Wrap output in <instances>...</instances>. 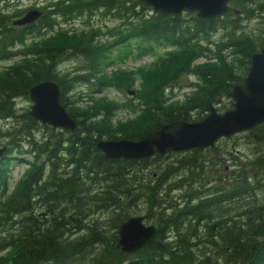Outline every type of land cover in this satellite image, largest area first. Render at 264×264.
Wrapping results in <instances>:
<instances>
[{"label":"trees","instance_id":"obj_1","mask_svg":"<svg viewBox=\"0 0 264 264\" xmlns=\"http://www.w3.org/2000/svg\"><path fill=\"white\" fill-rule=\"evenodd\" d=\"M228 5L239 10V16L229 12L201 21L194 13L160 16L144 10L138 0H53L48 7L36 8L42 14L35 23L16 27L13 22L25 10L18 1L0 0V62L13 61L0 72V118L12 120L10 131L2 133L7 144L0 156V264H264V148L252 131L241 133L260 148L247 163L250 170L236 163L230 175L216 177L203 171L205 160L199 159L202 151L197 149L183 154L177 167L161 169L158 163L172 154L112 161L96 146L102 138L138 141L166 124L199 122L217 98L228 97L241 82L234 62L240 70L245 64L248 72L252 55L264 48V0H230ZM98 12L120 21L108 33L115 40L95 45L97 32L81 34L71 49L84 60L86 74L57 72L55 65L67 46L57 44L66 36L63 28ZM253 20L263 26L256 34V29L242 26ZM218 28L224 36L214 43ZM124 40L135 41L140 52L153 51V45L170 51L146 73L100 78L105 51ZM199 59L204 62L198 64ZM183 75L196 82L184 103H168L165 91ZM93 79L99 87L118 89H130L139 81L138 92L128 91L135 92L138 111L120 125L129 130L140 124L139 132L111 135L108 122L118 108L113 102L80 112L70 106L67 95ZM44 81L60 88V103L76 123L74 132L41 125L12 107V98L28 96L32 86ZM194 114L197 119H192ZM257 133L264 135V124ZM20 162L26 167L13 181L12 170ZM221 162L217 157L215 164ZM178 169L189 175L176 179ZM173 179L177 181L170 187L182 190L179 201L165 192ZM139 212L154 219L157 233L140 250L124 253L117 247V231Z\"/></svg>","mask_w":264,"mask_h":264},{"label":"water","instance_id":"obj_2","mask_svg":"<svg viewBox=\"0 0 264 264\" xmlns=\"http://www.w3.org/2000/svg\"><path fill=\"white\" fill-rule=\"evenodd\" d=\"M100 2L103 0H91ZM142 8L160 16L177 17L195 13L201 21L221 18L227 13L239 16L240 11L228 6L229 0H138ZM37 9L27 11L13 22L16 27L35 23L41 16ZM32 103L29 116L41 125L54 130L74 132L76 123L60 103V88L52 81H44L28 90ZM134 95V92H129ZM228 97L232 110L219 114L211 107L209 114L199 122H173L138 141L128 139L98 140L97 148L108 160L134 161L184 153L194 149L213 147L220 139L250 131L264 124V48L252 55L246 77L232 86ZM5 149H0V156ZM145 218L134 216L122 223L117 231V247L124 253H134L148 244L156 235L154 225L146 226Z\"/></svg>","mask_w":264,"mask_h":264},{"label":"rangeland","instance_id":"obj_3","mask_svg":"<svg viewBox=\"0 0 264 264\" xmlns=\"http://www.w3.org/2000/svg\"><path fill=\"white\" fill-rule=\"evenodd\" d=\"M10 1L20 2L21 4L20 8L22 10H25L26 13L27 11L32 9H36V8L41 9L48 7L53 0H10ZM43 11L47 12V10H43ZM185 18L186 20H189L190 17L187 16ZM259 23L260 20H253L252 22L249 23L243 22L242 26L245 27L247 30L256 29V31L254 32L256 34L258 30H262L261 27L263 28V26L260 25ZM119 25H120V21L112 18L111 16L103 17L101 15V12H98L89 19L83 17L72 22L71 25L64 27L63 30L66 31V36L62 35L63 37L60 38L57 44L67 45V46H64L63 48L65 50V53L63 55L64 57L61 58L60 61L55 65V69H57V72H60L61 69L63 71L70 70V72L73 73L74 75L76 74L81 75L83 73L86 74V72H83V68L85 66L84 60L74 55L71 49V45H74L77 42L78 38L82 37L83 35H88L90 34V32H97V36L94 38L95 45H97L98 43H104L105 41L111 43L115 39L108 38V33L109 31H112L113 29L117 28ZM121 32H125V30H123L122 28ZM214 34L211 41L214 43H218L222 40L224 36V31L221 28H218L217 32ZM27 42L30 44L32 41L28 40ZM123 43L121 45H118L116 47L110 48L109 50L105 51V53L107 54V59H106L107 62L104 64V66L101 69L100 78H105L107 80H110V77L117 72H128L134 75L135 74L140 75L139 73H146L150 70L149 68H151L153 64L155 65L154 61L156 59L165 58L163 55L169 53L170 51L169 48H165L162 46L158 47L153 45L154 46L153 51L140 52L136 48L135 41L124 40ZM226 58L228 59V62L232 61V58L228 52L226 53ZM196 62L198 64H202L204 61L203 59H199ZM12 63L13 61L0 62V72H3L2 70L8 67L9 65H11ZM234 65H235L234 72L239 77H241L240 79L241 81L244 77H246V73H244L246 66L245 64H243L240 70L238 61L237 62L235 61ZM177 80L178 82L176 86L165 91V95L168 98L167 99L168 103H172L174 101L184 103L183 102L184 98L191 91L189 89L190 86L192 87V85L196 82L193 76L187 77L185 75L181 76ZM138 84L139 81L136 84H134L133 87L130 89H126V88L118 89V87L115 88L112 86L99 87L97 85L96 80L93 79L88 84L78 85L74 87L73 91L70 92L67 96L70 97L69 100V102H71L70 106L73 107V109H76L77 112H80L83 108L86 109L89 107L96 109L98 106H102L107 102L115 103L118 108L114 116L108 122L110 123L108 126V130L111 132L112 136L120 138L121 136L126 135L127 134L126 132H130V133L139 132L138 127L140 124L132 125L129 130L127 128H122V127L120 128V125L122 126L129 122L128 120L129 118L133 117L132 113L134 111H138L137 100L133 99V97H135V92L134 95H130L128 92L129 90H133V91L136 90L138 92L140 90ZM27 95L28 96L26 97L17 95L11 99L10 101L11 105L12 107H14L16 111L20 110V113L23 114L29 113L32 103L29 100V94ZM103 97L106 98V100H102ZM92 99H98L100 101L94 103L92 102ZM122 105L124 108L122 107ZM212 105H213L212 107L215 108L219 114H223L226 111L232 110V99L226 96H222L220 98H217L215 103H213ZM206 115L207 113L200 114L199 118L205 117ZM196 117L197 115L194 114L192 119H197ZM11 126H12V120H7L6 118L5 119L0 118V149L1 148L6 149L5 147H3L4 146L3 144H7V143L5 142L6 139L2 138V133H6L10 131ZM118 127L120 128V130H118ZM255 130H256L255 128L250 130L252 131L254 138L262 140L264 142V137L262 135L256 134ZM36 137L38 138L39 134H37ZM121 139L123 138H120L118 140ZM102 140H106V139L102 138ZM259 146L261 149L264 148V143H261ZM260 148L259 149L255 148V145L251 144L250 142L247 143L245 135L240 134L237 137L226 138L224 140L218 141L212 149H207L206 151H202L199 159L202 161L205 160L204 165H205L206 174L210 173L216 177L220 174L223 175L224 171L227 169L226 172H228V175H230L232 172L236 170V168L234 167L236 163L241 166L246 165L244 166L245 170L246 169L250 170L247 163L256 157L258 153L255 150L260 151ZM183 154L185 156L188 154V152L174 153L170 156V158L159 162L158 163L159 166H157L156 168L163 169L164 167L167 166L177 167ZM19 157L22 160L24 156H19ZM217 157H220V160L224 159L219 166L215 164ZM25 167H26L25 164H23V162H20V165H16L13 168L12 170L13 181H16L20 178ZM174 170L175 169H173V171ZM157 174H160V172ZM259 174H262V172L260 171ZM174 175L175 174H173V176ZM178 175L180 176L178 177L174 176V177L176 179H181L183 177H187L189 175V172L187 170L181 171L178 169ZM153 178H155V176ZM176 179L170 180L169 182L170 184L165 188V192L166 193L169 192L171 195L170 197L173 196L175 197L176 201H179L180 200L179 196L181 195L180 193L182 190L177 189L176 186L170 187L171 183L177 181ZM141 206H143V203H141ZM139 215L146 219L144 221V224L146 226H150L153 224L152 222L154 220L153 218L152 219L146 218V215L142 214V212H139ZM2 254H0V256Z\"/></svg>","mask_w":264,"mask_h":264},{"label":"flooded vegetation","instance_id":"obj_4","mask_svg":"<svg viewBox=\"0 0 264 264\" xmlns=\"http://www.w3.org/2000/svg\"><path fill=\"white\" fill-rule=\"evenodd\" d=\"M263 125V124H262ZM257 128H258V126L255 128L256 130H255V133L256 134H258L257 133ZM259 135V134H258ZM236 136V135H235ZM235 136H232V137H230V138H233V137H235ZM263 137H264V135H262ZM253 139H254V141L256 142V143H258V144H261V143H263V141L262 140H259V139H256V138H254L253 137ZM220 140H224V139H220ZM219 140V141H220ZM215 146V145H214ZM213 146V147H214ZM213 147H210V148H207V149H211V148H213ZM207 149H204V150H199V151H206ZM194 150H196V149H194ZM198 150V149H197ZM191 151H193V150H191ZM187 152H189V151H187ZM184 153H186V152H184ZM174 154V153H173ZM224 160V159H223ZM244 166H246V165H244ZM227 170V169H226ZM226 170L224 171V173H228V172H226ZM203 171L205 172V168L203 169ZM206 173V172H205ZM262 175V174H261ZM263 180V183H264V179H262ZM214 181V183L217 181V179H215V180H213ZM211 184H213V183H211ZM211 184H209V185H211ZM209 185H207V186H209ZM209 187H207L206 189H208ZM215 188V187H214ZM214 188H213V186L212 187H210L209 189V191H211V190H214ZM206 191V190H205Z\"/></svg>","mask_w":264,"mask_h":264}]
</instances>
